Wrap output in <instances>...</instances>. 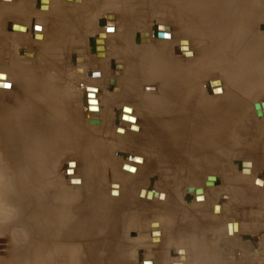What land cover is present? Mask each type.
I'll use <instances>...</instances> for the list:
<instances>
[{
  "label": "bare ground",
  "instance_id": "1",
  "mask_svg": "<svg viewBox=\"0 0 264 264\" xmlns=\"http://www.w3.org/2000/svg\"><path fill=\"white\" fill-rule=\"evenodd\" d=\"M65 1L67 0H0V41L4 40V38L8 39L11 34L15 38V36H23L28 33L30 29L27 26V22L33 19L31 15L34 12L32 14L30 12L34 9L32 6L35 7L36 4V13L37 11L51 13V17L60 21V23L65 17L67 21L68 17L73 19V23H75L74 21L85 22L84 27L81 29L74 24L75 27L71 33L75 44L81 45L85 34L91 30L92 33H89L92 35L88 39L89 53L95 50L98 57H109L110 53L106 50L103 38H100L104 34L100 33V36L93 34L95 31L96 33L98 32V26L96 27L94 18L96 17L94 3H97L99 0H90L86 7L83 5L85 0H81L80 6H83L84 10L87 9L83 13L68 11L62 6ZM126 1L106 0V4L119 7V3L120 5L122 3L126 4ZM138 1H141L142 4H149L148 7H150L153 1L156 0ZM170 1L175 7V10L173 9L175 11L174 18L176 17L175 26H177L178 30L175 33L172 32V27H170V31L163 29L161 24H167L163 22H155L153 26L148 27L152 13L149 14L147 12L145 14L144 11L138 15L136 21H130V25L120 33L116 31L115 19H111L113 22L108 23L110 19L103 17L101 24H99L107 33L112 32L111 37L114 38L116 52L115 56L110 58V67L112 70H115L113 73L118 76L117 78H120L121 82H116H120V87L123 89V94L115 92L113 99L109 97V99L114 100V103H120L119 108L115 106L113 109L114 106L113 104L111 105L113 106L114 116L112 119V113H110V119L116 124L115 127L124 128L123 130L126 134L138 124L139 115L136 112L137 110H142L139 118L144 122L143 126L148 134L142 133L144 135H141L138 139L141 144L140 152L153 155L155 157V164L168 165L169 163L172 165L173 160L170 159L171 163L170 161L165 163L166 155L164 156L165 158L162 156L163 159L159 156L161 153L159 154L157 150L159 146L164 147L163 149L165 150L166 147H170L168 148L169 151L163 152L168 153L171 150L175 155L172 153V157L169 155L170 153L167 155L170 158L174 156V161L176 160V162H178L177 159L183 162L184 160L187 162L186 159H189V161L194 162L192 167L187 164L189 168L186 167L185 171L188 168V173H191V176L196 178L198 174L195 168L200 167L205 172V177L212 183L208 194V191L203 186L193 187L192 190L195 189V193H197L191 192L193 193L191 195H193L194 202L196 201L194 197L197 199V196H201V201L195 203L194 207L196 209L191 208V212L190 210H186L190 206L186 205L187 203H184L186 205L185 208L188 206L185 210L183 209L184 205L182 207L180 204L182 209L180 207L177 208L175 207V203L170 202V200V204L162 206L164 211H166L165 213L173 215L179 212L182 218H180L181 222L184 216H186L184 221L187 223V229H183V226L179 225L182 229L179 228L180 232H176L178 235H173L172 233L175 232L171 230V235L174 237H172L171 242L167 241L166 243L167 247L173 246L172 248H175L174 254L176 257H187L182 256L179 249H187L188 253L191 254L188 257L191 261H182V264H244L245 259L249 257L247 255L251 254V250L249 251V248L247 250L246 246H249L252 250L258 248L260 257L264 258V244H260L261 247H258L259 245L256 246L257 239L254 238L255 236L250 235V239L247 235L252 244L246 245L244 242L246 234L239 235L242 224L240 225L236 219H227L229 215L233 217L241 213L240 211L242 210L240 209L244 211V206H242L244 191L242 190L243 193L240 191L242 187L240 190L237 188L233 189L236 191L234 194L236 198L235 204L233 203L234 201H230V203L221 202V206H216L221 197L218 195L221 192L219 179L222 180L221 178H223L227 180L229 177L234 176V171L227 168L229 164H222L226 163V160L234 155L243 157L242 160L237 161V169L235 171L238 173V176L236 178L251 182L248 189H251V191L255 190L256 194L260 192L264 193L261 189L264 184V170L262 172L259 170L258 172L260 173L255 172L262 165L264 168V159L260 161L259 159L262 160V155L258 154L264 149V102L257 100L258 98L254 99L255 94H251L253 88L264 87V0ZM39 7L42 9H38ZM108 12L112 11L105 13ZM20 16L26 22H20L18 20ZM2 23L3 25H1ZM22 27L24 29H21ZM107 28H112V30L107 31ZM92 29L96 30L93 31ZM258 29L263 31V33L258 34ZM43 35L45 34L42 33L41 36ZM43 37L42 39L45 38ZM195 43H198V49L192 48ZM0 45L11 47L10 50H5V53L11 59L8 62L9 67L0 66V82L2 83L0 85V95L8 93L13 96L12 102L0 103V223L9 227L13 219L11 218L8 221V218L11 217L14 211L13 214H17V218L19 217L18 223H25L28 228L24 229V232H26H23L24 237L22 236L21 238H25L26 234L27 240H30V242L27 241L24 244L25 247L22 250L14 254L12 257V262L14 263L12 264H97L95 259L93 263L94 252L96 247H102L98 243L102 242L104 244L109 240V237L106 238V234L108 235L116 225H112L113 222H116V216H111V211L115 212L113 210L116 209L117 202L111 204L113 199L109 200L111 196L108 195V197L104 196L100 199L96 197L97 200L85 199L86 197H82V194L81 196L76 194L77 190L79 191V189H76L77 187L72 186V188L68 189V186L66 187L64 183H59L57 179L60 176H66V178L70 176L72 178L76 172L78 161L76 158L66 160L63 171L59 173L56 170V166H58L57 164L62 155H60L61 158L59 156V159L56 160L52 158L55 154L54 152H56L55 149H58V152H65V156L69 154L74 156L77 151L86 152L87 150H92L94 147L98 148L95 151L104 153L103 147H97V143L101 139L98 140L100 137L96 138V134L102 129H105V131L109 129L106 128L109 120H106L107 117L104 115V112L103 115L101 113L104 111L102 110L104 107L102 109V106L100 107L102 104L99 102L97 96V85L92 83L83 84L79 90V96L71 101V110H69L66 108L68 101L61 94V90L69 86H63L61 81L50 77L45 71L37 72L32 65V60H21L22 58L16 53L17 50L14 51V47L9 43H0ZM183 46L185 47L182 48ZM97 47L98 51L95 49ZM99 47L102 48L100 49ZM2 53L4 54V51ZM96 53L94 52L95 56ZM73 55H75L73 60H76L78 64L83 62L81 60L78 61V58H80L78 54L73 53ZM146 63L149 64L146 65ZM160 64L164 65L162 69L158 67ZM88 67V70H86L90 78L95 74V69L93 65L91 68ZM171 68H175V74L171 71ZM226 75L231 79L230 84L228 82L229 87L226 85L227 83L224 79ZM90 79H93V77ZM4 83L7 85L3 86ZM111 85L113 84L111 83ZM226 89H229L228 93ZM260 89L262 90V88ZM251 95L253 100L250 98ZM89 98L97 100V109H94V104L88 102ZM248 101H251L250 105ZM73 103H76L77 106H73ZM106 103L108 104L109 102ZM158 104L163 106L161 107L162 109L157 107ZM109 106L106 109L112 110ZM249 109L252 112L251 115H253L254 120L249 115ZM83 112L89 115L87 120H85L86 116L83 115ZM122 114L126 115L127 118H123ZM252 125L256 126L257 129L254 131V134L252 131L249 134L250 128L248 127ZM116 133L118 134V132ZM99 134L97 135L100 136ZM106 143H108L107 139ZM141 154L139 155L141 156ZM108 160L110 161L109 158ZM69 161L74 163L71 170L73 171L72 174L66 172L67 166L65 165ZM98 166L95 167L98 168ZM168 167L170 168L169 165ZM217 167H219L218 171L219 174L222 173V176L216 177L215 171H217ZM125 168L134 170L133 167L129 166H125ZM97 172L100 173V171ZM107 179L108 181L110 179V184H116L120 177L116 182L113 178L109 177ZM167 180L169 182L168 178ZM224 180L222 181L224 182ZM89 183L91 184V181ZM166 184H170V182H166ZM113 186L111 187L112 189L114 188ZM117 186L118 188L120 187L118 183ZM50 187L55 188L53 192H51ZM198 187H202V189L197 192L196 189ZM142 188L140 187L141 190L138 188L140 190V192L138 190V193L141 196L144 191ZM151 193H153L152 199H154V191L150 190V194L149 191H145L146 197L147 195L151 196ZM254 194L252 193V195ZM174 195L172 194V196ZM157 196L159 197V194ZM254 196H257L256 200H259L258 195ZM120 197L122 199V196ZM143 198V201H147L145 195ZM214 199L216 200L215 202H213ZM125 200L127 199L125 198ZM172 201L175 202V200ZM249 202L251 203V201ZM125 203L128 202H124L123 204ZM121 204L118 205L120 206ZM168 206H172V208ZM215 206L219 212L215 211ZM258 206L260 207L259 204ZM121 208L124 209L123 205ZM104 209L108 213H103L105 212ZM185 211L191 214L187 215ZM210 211L213 212L214 216H209ZM145 214H148L147 210ZM122 215L119 217L122 218ZM139 215L138 213V218L145 216ZM205 219L210 221V226L206 224L208 221H204ZM110 221L113 222L111 223ZM159 221L161 220L159 219ZM156 223L159 222L157 221ZM126 224L128 223H124L125 226ZM176 224L177 222H175ZM218 224H224V227L219 229L220 226ZM252 224H249L248 227L251 228L250 225ZM23 226L25 225L23 224ZM157 228L153 229L152 227V234H155L154 232H156ZM245 228L240 232L243 233ZM124 229H121V231H124ZM222 230L225 234H229L231 238L239 235L241 240L235 241L231 239L230 242H225V240L222 241L221 236L215 237L216 232L221 233L223 232ZM248 231L249 229L247 230L248 234L253 232H250V230L249 233ZM229 232H232V235ZM99 233H105V235L101 234L102 236H99ZM152 236L153 238H158L160 235ZM111 239L113 240V237H110V242ZM206 239L208 241H205ZM25 240L23 239V242ZM167 240H170V238ZM121 241L119 240V243ZM228 243L231 245L228 246ZM201 245L204 247L203 255L207 260L203 257L198 260V257L202 255H196L197 252H195L194 247L201 248ZM116 246L121 247L119 245ZM105 247L108 246L106 245ZM105 247L103 246V248ZM229 251L233 252V256H231L232 253ZM109 253H112L111 250ZM109 253L106 252L107 255ZM236 253L240 255L239 258L234 257ZM102 254L104 255V252ZM196 256L197 261L195 259ZM170 257L169 255L168 259ZM248 260L250 264V261L253 259L250 257ZM145 263L148 264L147 261Z\"/></svg>",
  "mask_w": 264,
  "mask_h": 264
},
{
  "label": "rangeland",
  "instance_id": "2",
  "mask_svg": "<svg viewBox=\"0 0 264 264\" xmlns=\"http://www.w3.org/2000/svg\"><path fill=\"white\" fill-rule=\"evenodd\" d=\"M73 1L76 3H74ZM80 1L81 0H79V1L67 0L63 3L62 6L65 9H67L68 11L71 10L72 12L83 13L84 11L87 10V9L84 10V7H86V5L89 4L90 0H85V2L83 4L84 7L80 6L81 5ZM106 3H107L106 0H99L97 3H94L95 13H96V17H94V18H95V22H96V27L98 26L97 27L98 32L96 33V31H95L96 29L95 30L92 29V30L95 31V33H93V34H96L99 36H100V33L104 34V36H100V38H103V42L105 44L106 50L108 51V53H110L109 57L100 58L97 56V53L95 50H92V52L89 53V51H88V39H89V36L92 35L91 30L89 31L91 33L87 32L85 34L84 41L81 45L75 44V41L72 39V33H71L74 30V27H75L74 24H76V26H78V28L80 27L79 29H81L82 27H84L85 22L74 21L75 23H73V19H70L68 17V21H67V19L65 17L61 20V23H60V21H58L57 19H53L51 17L52 16L51 13H47L46 11L45 12L37 11V13H36L35 12V9H37L36 4H35V7L32 6V8H34V9H32L30 12L31 14H32V12H34L31 15V17H33V19H31V21L27 22V26L30 29V30H28V33L26 35H23V36H15V38L13 37V34H11V36H9L8 39L4 38V40L0 41V43L7 42L11 46H13L14 51L17 50L16 53L19 54V56L22 58L21 60H23V59L24 60L30 59V61L32 60V65L34 66V68L36 69L37 72L45 71L46 73H48L50 75V77L54 78L55 80L61 81L63 86H65V85L69 86L68 88L64 87L61 90L62 96H64V99H66V101H68L66 104L67 105L69 104L68 105L69 107L66 105V108L69 110H71V107H70L71 101L79 96V90L81 89V86L83 84L92 83V84L97 85L96 86L97 91H98L97 96L99 98V102H101V104H102V105H100V107L102 106L101 109L104 107L102 109L104 111L101 110L102 111L101 113L103 115V112H104V115L108 118V119L106 118V120H109V123L107 124V127H106L107 129L109 128L107 130L109 134L107 133V131H105V129H102L100 131V132H102L104 130L101 134H99L100 132L97 133L100 136H98L96 134V136H97L96 138L100 137V138H98V140L101 139V141H99V143H97L98 144L97 147H101V148L103 147L102 149L104 150L103 151L104 153L95 151L98 148L96 149V147H94L92 150H87L86 152L85 151H80V152L77 151L74 156L71 154L65 156L64 155L65 152H60V151L58 152L57 151L58 149H55L56 152H54L55 154L53 153L54 155L52 156V158L54 160H56V159H59L60 155H62V158L60 156L61 159H60L59 163L57 164L58 166H56L57 167L56 170L59 173H61L63 171L64 162L66 160L71 159V158H76L78 161V166L76 168V172L72 176V178L70 176H67V178H66V176L65 177L60 176L57 179V181H59V183H62V184L64 183L66 187L68 186L67 187L68 189L72 188V186L77 187L76 189H79V191L77 190V192H79V193L76 192V194H79L80 196L82 194V197H84V198L86 197L85 199H87V198L88 199H96V197H97V199H100L101 197H104V196L105 197L111 196V197H109V200L113 199L111 201V204H114L117 202L116 205L119 207L118 208L115 205L116 209L113 210L115 212L111 211L112 214L109 212L111 214V216L112 215L116 216V219L114 218L116 220V222L112 221L113 222L112 223L110 221L112 223V225L116 224L115 227L113 228V230H111V232H114V233L111 234V232H109L108 235L106 234V238L109 237V240L106 242L107 244L104 242H103L104 244H102V242L98 243V245H102V247L101 246L96 247V249H95L96 253L94 252V256H93V263H94V259H95V262H97V264H146L145 263L146 261L148 262V264H180V263L182 264V261H186V262L191 261L190 258H188L189 256H191V254L188 253L187 249H183V250L179 249V251L181 250L180 251L181 255L187 256V257L186 258L185 257H183V258L176 257L174 254L175 248H172L173 246L167 247L166 243H167V241L171 242L172 237H174L171 235L172 232H175V233H172L173 235L174 234L178 235L177 233L180 232L179 228L182 229L179 225L183 226V229L184 228L187 229V227H188L186 225L187 223H185V221H184V218L186 216H184L183 221L181 222L182 218L180 217L181 214L179 212L176 214L174 213L173 215L170 213L171 214L170 215L168 213H165L166 211H164V208L162 206L165 204H168L169 200H170V202L175 203V205H176L175 207H177V208L180 207V209H182V207L184 205L183 209L185 210L190 205L186 210L187 211L190 210V212H191L192 211L191 208H193L194 210L196 209V207H194L195 203L197 201H201V199L199 200V199H196V197H194L196 200L194 202V200L192 198L193 195H191V194H193V193L197 194V193H195V189L192 190L193 187L203 186L206 189V191H208L207 192V194H208L212 183L210 182V180H208L207 177H205V172L200 167L195 168V170L198 174L197 175L198 179H197V177L193 178V176H191V173H188L187 170H188L189 166L192 167V164H194V162L189 161V159H186L187 162L185 160L183 162L182 160H179V159H177L178 162H176V160L174 161L175 157L173 156V158H170L167 154L170 153L169 155L171 157H172V154L173 155H175V154L173 152H171V150H170V152L166 153L167 150L169 151L168 148H170V147H166V150L163 149L164 147H161V146H159L158 149L156 148L158 150L159 154L161 153L160 155L158 154L160 157H162V156L164 157L166 155L165 156L166 157L165 163H168L169 161L171 163L170 159H172L174 161V162L172 161V163H171L172 165H170L168 163L170 168L168 167L167 164H166L167 166L165 164L164 165L162 164L163 166L160 164H157V163L155 164V159H154L155 157L153 155H151L149 153L143 154L142 152H140L141 144L139 143L138 139L140 138L141 135H144L145 133L148 134V132H146V130L144 129V126H143L144 122L142 121V119L139 118V116H141V114H142V112H141L142 110L141 111L137 110V112H136L137 115H139L138 116L139 122L135 127L132 128V130H135L136 132L130 130L129 132H127L125 134L124 133L125 131L123 130L124 128L115 127L116 124L113 122V120L110 119L109 114L112 113L111 114L112 115L111 118H112L114 116L113 109L115 108V106L117 108H119L120 103L119 104L114 103V100H111V99H113V97H114L113 95L115 94V92H118L119 94H123V89L120 87V82H121L120 78H117L118 76L113 73V71H115V70H112V68L110 67V61H111L110 58L115 56V52H116V49L114 48V45H115L114 38L111 37L112 32L107 33L106 31H104L102 29V26L99 25V24H101L103 17H107L108 19H110L108 21V23H112L113 22L112 20L115 19L116 31H117V33H120L122 31H124L125 28H127L130 25V21H132V20L136 21L138 15L144 11L145 14L147 12L149 14L152 13V17L149 19L148 27L153 26L155 22L156 23L157 22H161V23L163 22V23L168 24V25L167 24H165V25L161 24L163 29L170 31V27H172V29H173L172 32L175 33V31L177 30V26H175L176 25V23H175L176 17L174 18L175 7L173 6V4L170 0L153 1V3L151 4L150 7H148L149 4H142V2L138 1V0L137 1L136 0H127L126 4L122 3L120 5V3H119V5H118L119 7L112 6V5H109ZM156 5H157V7L155 8ZM38 9H42V8L39 7ZM107 11H112V12L105 13ZM18 20L20 22H26L23 19V17H21V16L18 18ZM95 22H94V24H95ZM1 25H3V23ZM260 26H262V25H260ZM21 29H24V27H22ZM178 29H179V26H178ZM111 30H112V28L111 29L107 28V31H111ZM30 31H32V32H30ZM42 33L45 34V35H43L45 38L43 36H41ZM261 33H263V31L258 29V34H261ZM263 35H264V33H263ZM42 37L44 39H42ZM197 44L196 43L193 44L194 46H192V48L194 47L195 49H198L199 46H197ZM77 46H78V48H76ZM79 47H81V48H79ZM184 47L185 46H183L182 48H184ZM10 48L11 47H7L6 45H0V66L4 65V67H9L8 62L11 59L8 57V54L5 53L6 52L5 50H7V49L10 50ZM3 51H4V54L2 53ZM93 51L96 53L97 57L95 56ZM73 53L78 54L80 57V58H78V61L81 60V62L82 61L83 62L78 64L76 62V60H73L75 57V55H73ZM24 54L25 55L27 54L26 57ZM169 61H171V60H169ZM29 64H30V62H29ZM148 64L149 63H146V65H148ZM32 65L30 64L31 67H32ZM92 65L95 69V71H94L95 74H93V76H91L90 78L93 77V79H95V80L90 79L89 74L87 73V70H88L87 67L89 66L88 68H91ZM158 67H159V69H162L164 67V65L160 64V66H158ZM147 69H148V67H147ZM174 69L175 68H173V69L171 68V71L175 74ZM97 70H99V71L97 72ZM98 74L101 76H99ZM224 79L226 80V83H227L226 85H228V87H229L231 79L228 78V75H226V77ZM116 81H120V82L118 83ZM115 82H116V84H115ZM228 82H229V84H228ZM109 83H110V85H109ZM111 83L113 85H111ZM1 84L2 83L0 82V85ZM6 85H7L6 83L3 84V86H6ZM120 88H121V90H120ZM260 88H262V90H264L263 89L264 87H259V88L256 87L253 89L250 88V89H252L251 90L252 92L251 91L250 92H251V94L253 93L252 95L255 94L254 99L258 98L257 100H262L264 102V94H263L264 91H262ZM253 90L255 93L253 92ZM255 90H257V91H255ZM259 90L262 92L259 93L260 92ZM226 92L228 93L229 89H226ZM256 94H258V95H256ZM252 95L250 98L253 100ZM12 97L13 96L11 94L3 93L2 95H0V103L1 102L2 103H5V102L9 103L10 101L12 102ZM109 97L111 99H109ZM107 99H108V101H107ZM106 102H109L110 106L113 104L114 107L113 106L110 107L109 103L107 104ZM248 102H249L248 104L250 105L251 101H248ZM73 106H77L76 103H73ZM108 106L111 109L113 107V109L112 110L106 109V108H108ZM157 107H160V109H162L161 107H163V106L161 104H158ZM251 114H252V112L249 109V115H251ZM83 115L86 116L85 120H87V118H89V115L88 114L86 115L85 112H83ZM252 116L253 115H251V118H253ZM140 120H141V122H140ZM253 120H254V118H253ZM106 122H108V121H106ZM110 122H112V123H110ZM110 124H111V126H110ZM254 125L248 127V128H250V130L248 131L249 134L251 133V131L254 134V131L257 129V127ZM125 129L127 130V128H125ZM116 132H118L119 135ZM103 133L106 135L108 134V135L102 136V135H104ZM142 133H144V134H142ZM108 136H110V137H108ZM114 137H117V138H114ZM105 138L107 139L108 143H106ZM104 147H105V149H104ZM160 148H162V149H160ZM262 150H263L262 152L258 153L259 155H262L261 156L262 160L259 159L260 161H263V159H264V149H262ZM163 151H166V152H163ZM56 153H58V154H56ZM139 154H141V156ZM56 155H58V156H56ZM55 157H57V158H55ZM108 158L110 159V161L108 160ZM242 158L243 157H241L239 155H234V156L228 158L226 160V163L222 164V165L229 164L227 166V168L234 171V176L229 177V179H227V180H224L223 178H221L222 180H224V182L219 179V181H220L219 184H220V188H221L220 190H221V192L222 191L223 192L222 193L220 192L221 194L220 193L218 194L221 197L219 198V200H218L219 203L216 204V206H219L221 204V202H226V203L229 202L230 203V201H234L233 203L235 204L236 198H235L234 194L236 193V191H234L233 189L237 188L238 190H240L242 187V189L240 191L243 190L245 193L244 194L243 191L241 192V193H243V197H244L243 202H242V206H244V211H243V209H240L243 212L240 211L241 213H239L237 216H233L234 218L230 217V215H229L227 217V219L228 220L236 219L237 221H239L240 225L242 224V226H240V231H243V228L246 227L244 229L245 231L243 232L244 234L239 231V235H241V234L245 235L246 234V239H244L245 240L244 242L246 245H249L251 243V240H249V238H247V237L249 236L251 239V236H253V237L255 236L254 238L257 239L256 240V243H257L256 246L259 245L258 247H261L260 244L261 245L264 244V234H263V232H264V193L260 192L259 194H256L255 190L251 191V189H248V187H250L249 184H251V182L249 183V181L239 180L236 178L238 176V173L235 171L237 169L236 168L237 161L242 160ZM111 160H113V161H111ZM143 160H144V162H143ZM228 161L231 163H229ZM71 162L72 161H69L68 164H70V165L67 164L65 166H67L66 172L72 174L73 171H71V170H72V166H74V163L73 162L71 163ZM100 162L102 165L100 164ZM96 164L99 165L100 167L99 166H98V168L95 167V166H97ZM173 164H174V166H173ZM125 166L133 167L134 170H130L129 168H125ZM158 166H159V168H158ZM171 166H172V168H171ZM186 167H188V168L185 171ZM260 167L255 172L260 173L264 170L263 165L261 167L262 169ZM218 170H219V167H217V171ZM259 170H261V171L258 172ZM97 171H100V173ZM165 171H167V172H165ZM177 171H179V172H177ZM217 171H215L216 177H218L219 175L222 176L221 175L222 173L219 174V171H218V173H217ZM166 174H168V175H166ZM108 176L110 178H113V180H115V182L119 177H120V179L117 180L116 184H110V179H109V181L107 179V178H109ZM61 177H63L64 179ZM122 177H124V178H122ZM55 178H56V176H55ZM167 178L169 179L170 184H166V182L169 183ZM73 179H74V181H72ZM89 181H91V184L89 183ZM97 183H98V185H97ZM117 183L120 185V187H119L120 189L118 188ZM246 183H248V184H246ZM242 184H244V185L242 186ZM102 185H103V187H102ZM113 185H115V186H113ZM222 185L224 187L226 186L225 187L226 189ZM112 186L114 188L116 187V189H114V188L112 189L111 188ZM238 186H240V187H238ZM140 187H143L142 189H144L142 196L140 195V193H138V190L140 189ZM263 187H264V184L262 185V188H261L264 191ZM56 188H58V187H56ZM198 188L202 189V187H198ZM54 189L55 188L50 187L51 192H53ZM140 190H139V192H140ZM146 190L149 191V194H150V190L154 191L155 198L152 199L153 193H151V196L147 195V197H146V194H145ZM155 190L157 193L155 192ZM80 191H81V193H80ZM131 191H132V193H131ZM177 191H179V192H177ZM186 191L189 193V195ZM169 192L171 195L169 194ZM185 192H186V194H185ZM191 192H193V193H191ZM252 193L253 194L255 193L254 195H258L259 200H256L257 196L252 195ZM156 194L157 195L159 194V197ZM165 194H169V195H165ZM172 194L173 195L175 194L176 196L174 195L175 196L174 197V196H172ZM198 194H200V193H198ZM92 195L94 198L92 197ZM144 195H145V198L147 199V201H143ZM120 196H122V199H124V200H122ZM125 196H127V197H125ZM156 196H157V198H156ZM160 196L164 197V198H161ZM166 196H169V197H166ZM236 196H238V195H236ZM128 197H129V199H128ZM125 198L127 200H125ZM170 198L172 200H175V202L172 201ZM148 199H149V201H148ZM215 199H216V197H215ZM215 199L213 202L216 201ZM166 200H167V203H166ZM249 201H251V203ZM124 202H128L129 204L128 203L123 204ZM254 202L257 205H255ZM178 203H179V206H178ZM184 203L185 204L187 203L186 205H188L186 208H185L186 205ZM118 204H121L120 205L121 207L123 205L125 210L123 208H121ZM180 204L182 205V207ZM258 204L260 205V207L258 206ZM129 205H130V207H129ZM216 206H215V211L219 212V210H216ZM170 207L172 208V206H170ZM223 208H225V207L223 206ZM104 210H102V211H104ZM146 210L148 211V214H145ZM121 211H122V213H121ZM187 211H185L187 215L191 214L190 212L188 213ZM124 212L127 213L126 214L127 216L125 215ZM13 213H14V211H13ZM13 213L11 214V217L8 218V221H10L11 218L13 219L10 222L9 227H8V225L5 226V225H2V223H0L1 224V227H0V264H8V263L12 264V263H14V262H12V257L14 256V254L16 252L22 250V248L25 247L24 244H26L27 241L30 242L29 239L27 240L26 234H25L26 240H25V238H23L25 240L23 242V239L21 237L22 236L24 237V233L26 232V231L24 232V229H28V228H27L25 223H23V224L26 226V228H24L25 226H23V224H21V222L18 223L19 217L17 218V216H16L17 214L15 215ZM103 213H108V211L105 210V212H103ZM113 213H115V214H113ZM138 213L142 216H144V215L145 216L143 218H138ZM183 213H184V211H183ZM210 213H209V216L210 215L214 216L212 211H210ZM165 214H166V216H165ZM13 215H15L16 217ZM121 215H122V218L119 217ZM12 216L15 218H13ZM104 216H105V214H104ZM215 216H217V215L215 214ZM117 218H118V220H117ZM165 218L170 219V220H167ZM159 219L161 221H159ZM119 220H120V222H118ZM154 220L155 221L157 220L159 223H156L157 221L155 222ZM250 220H252L251 223H250ZM204 221H206V222L208 221L206 224H208V225L210 224L209 223L210 221L208 219H205ZM117 222L121 226L117 225L118 224ZM126 222L128 223V224H126V226L128 228L124 225V223H126ZM175 222H177V224L178 223L179 224L175 225ZM253 222H254V224H257V225L252 224ZM173 223H174V227H173ZM155 224L158 228L156 226L154 227ZM249 224H252V225H250V227L252 229L248 227ZM221 225H223V226H221ZM221 225H219L220 227L218 226L219 229L224 227V224H221ZM3 226H5V227H3ZM116 226H117V228H116ZM169 226H171V227H169ZM2 227L6 228V229H3ZM152 227H153V229L157 228L156 232H154L155 234H152L153 233L152 232L153 230H151ZM214 227L215 226H213V228ZM241 227H243V228H241ZM124 228L125 229L127 228L126 229L127 231ZM247 228L249 229V231L251 230L250 232H252V231L253 232L250 233L248 231L250 233V234H248ZM121 229H124V231L123 230L121 231ZM214 229H216V227ZM255 229H256V231H255ZM118 230H119V232H118ZM150 230H151V232H150ZM171 230H172V232H171ZM101 234L105 235V233H99V236H102ZM226 234L224 231L221 233L216 232L215 237L219 235V237L221 236V238L223 239L222 241L225 240V242L226 241L230 242L231 239L235 240V241L241 240L239 235L231 238V236L229 234H227L228 236ZM230 234L232 235V232ZM254 234H256V235H254ZM152 235H157V236L160 235L161 237L158 236V238H153ZM176 235H175V237H176ZM110 237H113V240L111 239V242L115 241L118 244L115 242L111 243ZM151 238H152V241H151ZM168 238H170V240H167ZM260 238H261V240H260ZM119 240H122V241L119 243ZM125 240L127 243L125 242ZM205 241H208V240L206 239ZM123 242H125L126 244ZM175 242H176V240H175ZM114 243L116 245L121 246V247L119 248ZM113 244H114L115 248H113L114 247ZM106 245L108 247H110L109 249L112 252L111 254L109 253L110 250L108 249V247H105ZM229 245H231V244L228 243V246ZM103 246L105 248H103ZM203 248H204L203 245H201V248H199V247L195 248L194 247L195 252H197L196 255H198V256L202 255V256L198 257V260H200L202 257L207 260V258L204 257V255H203V251H204ZM248 248H249V251L251 250V252H250L251 254L247 255L249 257L247 259H245L244 264H247V263L249 264L248 259L250 257L253 259L252 260L253 263H252V261H250V264L251 263L252 264H264V258L260 257V254L258 252L259 249L257 248L258 250L257 249L252 250L249 246H246L247 250H248ZM103 252H104V255L102 254ZM106 252L109 253V255H107ZM229 252H231V251H229ZM231 253H232V255L231 254L230 255L233 256V252H231ZM119 254H120V256H119ZM106 255H107V258H106ZM169 255L171 256L170 259H168ZM108 256H109V258H108ZM239 256L240 255H238L237 253L234 255V257H238V258H239ZM103 257H105V258H103ZM195 259L197 261V256L195 257ZM94 264H96V263H94ZM185 264H188V263H185Z\"/></svg>",
  "mask_w": 264,
  "mask_h": 264
},
{
  "label": "water",
  "instance_id": "3",
  "mask_svg": "<svg viewBox=\"0 0 264 264\" xmlns=\"http://www.w3.org/2000/svg\"><path fill=\"white\" fill-rule=\"evenodd\" d=\"M99 48L101 49L102 47H99ZM95 49H97V51H98V47L95 48ZM89 96H90V95H89ZM88 102L94 104V109H97V100H96V99H94V98H89V99H88ZM123 109H125V108H123ZM125 110H127V109H125ZM122 117H123V118H127V116L124 115V114H122ZM196 191H197V192H198V191H201V188H197ZM200 198H201V196H197V199H200Z\"/></svg>",
  "mask_w": 264,
  "mask_h": 264
}]
</instances>
